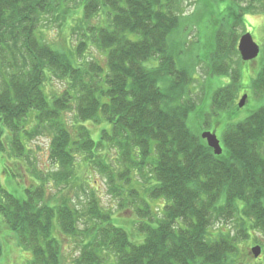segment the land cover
I'll return each instance as SVG.
<instances>
[{
    "label": "trees",
    "instance_id": "1",
    "mask_svg": "<svg viewBox=\"0 0 264 264\" xmlns=\"http://www.w3.org/2000/svg\"><path fill=\"white\" fill-rule=\"evenodd\" d=\"M184 1L0 0L4 166L10 168L13 159L19 166L30 155V142L49 134L50 159L58 167L39 175L22 198L4 189L0 176V233L11 232L4 238L0 234V257L5 243L16 239L15 250H32L27 264H63L59 234L83 243L72 264H237L239 242L257 233L263 236L257 242L264 254V104L225 131L221 155L191 130L195 75L181 61L183 47L169 41L181 25ZM256 6L264 12V3L255 0H207L206 7L220 9L221 16L211 22L200 61L230 78L211 93L215 116L239 109L235 100L245 88V73L232 68L228 55L239 40L236 28ZM64 11L80 14L87 31L76 44L58 46L44 37L41 25L47 18L58 20ZM100 12L108 14V21L95 20ZM89 41L102 50L104 66L87 59ZM260 63L251 86L263 94L264 57ZM53 76L68 84L58 95L47 91ZM70 111L75 134L65 117ZM89 124L96 126L98 139ZM107 147L118 150L117 174ZM78 155L107 175L113 191H120L113 185L116 176L132 185L134 174L143 176L151 168L148 181H154L146 193L164 203L158 205L161 217L145 199L137 208L144 220L137 226L145 233L142 242L114 223L95 191L84 208L67 194L56 203L47 199V180L63 185L62 190L76 179ZM236 215L245 224L236 235L215 230L217 223L227 226Z\"/></svg>",
    "mask_w": 264,
    "mask_h": 264
},
{
    "label": "rangeland",
    "instance_id": "2",
    "mask_svg": "<svg viewBox=\"0 0 264 264\" xmlns=\"http://www.w3.org/2000/svg\"><path fill=\"white\" fill-rule=\"evenodd\" d=\"M255 1L256 5L264 3V0ZM206 5L207 0L184 1L182 7L185 13L181 25L179 29H176V31L171 34L169 41L170 45L174 46L179 44L180 47H183L181 61L188 67H192L195 75L193 83L190 85L195 108L189 116V127L195 134L201 137L203 132L213 131L217 134L220 141H222L224 133L228 128L244 121L264 104V93L262 94V91L260 93L255 92L253 86H251V78L257 75L261 65L260 60L264 57V12L258 11V7L256 6L254 8L255 11H251L245 17V24L242 23L236 28L239 39L246 32H250L253 35L255 41L262 48L258 58L255 61H249L243 64L244 61L241 59V55L238 51V43L236 44V50L228 55V60L232 64V68L243 69L245 73V88L241 90L242 92H239L235 100V103L239 106L241 97L247 93L249 96L246 99L245 105L233 112H225L221 113L222 115L220 116H215L212 108L213 105L210 100L211 93L214 89L227 84L230 78H228V76L222 77L216 75L204 62L200 61L204 53L202 48L204 45L203 42H205V45L208 42L205 36L206 33H208L207 31L211 26V22L213 24V21L215 22L217 18L221 16L220 9L215 8V10H213L207 8ZM79 16L80 14L72 15L64 11L60 13L58 20L51 18L44 19L41 25L44 37L52 44L58 46H63L69 41L76 44L87 31V29H85L86 23L80 20ZM95 20L108 21V14L106 12H100V15ZM95 20H93L92 23H96ZM90 44L91 46L86 53L87 59L99 61L104 66L105 59L102 50L94 43L90 42ZM67 87V82L59 79L57 76H53L47 83V91L50 95H58L65 91ZM65 117L70 124V129L73 134H75L76 127L73 126L76 119L75 113L71 111L67 112ZM89 127L94 131V137L98 139L99 132H96V126L94 124H89ZM50 141L51 136L49 134H44L33 139L30 142L31 152L29 157L23 160L21 159L23 163H20L19 166L16 163L17 161L13 159L11 166L10 163H8V166H10L8 169L4 166V154L0 152V176L4 189L18 197H25L26 188L37 184L39 182V175L46 176L48 172L58 170V167H56L50 159ZM117 151L115 147H107L106 150L107 157L114 169V174H117L121 169V166L118 164L119 155ZM83 160L84 158L78 155L76 161V179H73L70 185H65V188L62 190H60V188H62L63 185H56L53 179L47 180V199H50L51 203H56L61 195L67 194L71 196L74 203L79 208H84L87 204L89 194L95 191L97 197L100 199L101 205L107 210L110 209L112 211L114 223L125 228L130 233V237L133 241L142 242L145 238V233L140 232L137 226L139 222H144V220L138 215L137 208L142 206V200L145 199L154 208L155 217H161L162 213L160 206L164 203L163 199H152L146 193L147 189L150 187V182L154 181V179L148 181L151 168L147 167L145 172H143V176L141 173L135 171L137 174L133 175L132 185L120 181L116 176L113 185L117 184L120 191H113L111 185H109L107 175L99 172L94 163H83ZM131 187L135 189L136 192H130L129 188ZM55 226V233L57 234V222ZM220 227L226 232L230 231L231 235H236L238 231L245 227V224L239 218V215H236L233 220L228 222L227 226L222 227V222L214 226L215 230H218ZM9 233L11 232L3 230L0 234L4 238L5 235ZM59 237H61L60 240L63 245L62 263L72 264L83 243L80 242L79 238L69 237L64 234H59ZM260 239H263V236L257 233L254 238L250 237L249 239L239 242L238 253L234 256L237 264H264V254H261L259 257L263 258V260H259V258H255L251 252L253 246H262L257 242V240ZM13 240L12 245L10 244L7 246V243H5L4 253L0 257V264H27L28 261L33 258L32 250L28 248H24L25 250L22 249L25 252L15 250L13 245L17 246L18 243L16 239ZM21 255L23 259H21ZM110 260H112V258L109 259V261Z\"/></svg>",
    "mask_w": 264,
    "mask_h": 264
},
{
    "label": "water",
    "instance_id": "3",
    "mask_svg": "<svg viewBox=\"0 0 264 264\" xmlns=\"http://www.w3.org/2000/svg\"><path fill=\"white\" fill-rule=\"evenodd\" d=\"M238 51L241 55V59L244 62H249L258 58V56L261 53V46L255 41L253 35L250 32H246L239 39ZM248 96L249 95L245 93L241 97L239 102V107L242 108L245 105ZM202 138L206 140L208 146L213 149L216 155H221L223 153V147L221 141L215 132L205 131L202 134ZM251 252L255 258L260 257V255L262 254V246L260 245L253 246Z\"/></svg>",
    "mask_w": 264,
    "mask_h": 264
}]
</instances>
